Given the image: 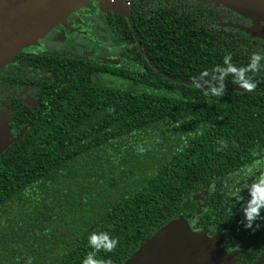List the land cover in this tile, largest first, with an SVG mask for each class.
Wrapping results in <instances>:
<instances>
[{"label": "trees", "instance_id": "obj_1", "mask_svg": "<svg viewBox=\"0 0 264 264\" xmlns=\"http://www.w3.org/2000/svg\"><path fill=\"white\" fill-rule=\"evenodd\" d=\"M192 56L189 66L204 65ZM170 57L166 72L184 82L157 73V84L133 86L131 72L93 71L55 83L36 123L0 154V264H81L94 231L118 241L95 258L122 264L168 220L198 210L194 194L208 189L207 205H224L219 184L246 158L229 145L264 143V72L244 73L249 91L231 72L187 73L186 54ZM226 57L248 64V54L222 53L220 68Z\"/></svg>", "mask_w": 264, "mask_h": 264}, {"label": "flooded vegetation", "instance_id": "obj_2", "mask_svg": "<svg viewBox=\"0 0 264 264\" xmlns=\"http://www.w3.org/2000/svg\"><path fill=\"white\" fill-rule=\"evenodd\" d=\"M173 50L186 54L187 73L201 67L216 73L222 53L249 58L259 53L258 69L264 72V37L255 33L251 18L221 0H90L0 68V120L8 142L3 151L36 123L54 96L55 83H67L83 72L104 76L118 71L126 79L128 71L139 77L131 80L133 86L157 84V73L184 82L166 72L173 68ZM195 54L202 55L204 65L189 66L196 63ZM229 146L246 158L219 184L221 199L227 198L224 205L210 208L208 189L202 190L198 210L182 216L192 230L216 239L231 264H254L264 254V220L254 222L260 224L254 231L243 228L238 202L247 196L248 185L264 176V143Z\"/></svg>", "mask_w": 264, "mask_h": 264}, {"label": "water", "instance_id": "obj_3", "mask_svg": "<svg viewBox=\"0 0 264 264\" xmlns=\"http://www.w3.org/2000/svg\"><path fill=\"white\" fill-rule=\"evenodd\" d=\"M89 1L0 0V68L23 47L36 44L54 25L63 22L70 12ZM221 1L251 18L255 33L264 37V0ZM260 22L263 24L260 25ZM6 135V127L0 120V153L8 143ZM193 197L198 198L199 193ZM122 264H231V261L216 239L192 230L187 218L178 216L155 230ZM254 264H264V254Z\"/></svg>", "mask_w": 264, "mask_h": 264}, {"label": "clouds", "instance_id": "obj_4", "mask_svg": "<svg viewBox=\"0 0 264 264\" xmlns=\"http://www.w3.org/2000/svg\"><path fill=\"white\" fill-rule=\"evenodd\" d=\"M229 59L230 57L225 58L224 62L227 67L216 69V71L219 72V76H214L213 78L222 81L224 76L231 72L234 74L236 82L240 84L241 87L249 91L254 89L256 86L255 82L250 78H246L244 73L258 70L259 62L262 59L261 54H251L249 63L240 68L229 64ZM204 75H207V73H201V76ZM222 90V85L210 89L211 94L214 96L221 95ZM221 143H223V141H221ZM238 211L240 214V223L243 228L254 231L260 227L259 223L254 222L264 220V176H261L248 185L247 196H242L238 202ZM117 243V238L107 232H91L87 236V244L92 249V252L82 259L81 264H104L103 261L95 258V253L100 250L111 252L116 248Z\"/></svg>", "mask_w": 264, "mask_h": 264}]
</instances>
